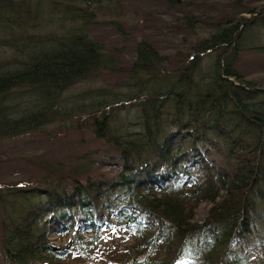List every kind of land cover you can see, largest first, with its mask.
Listing matches in <instances>:
<instances>
[{
    "label": "trees",
    "instance_id": "obj_1",
    "mask_svg": "<svg viewBox=\"0 0 264 264\" xmlns=\"http://www.w3.org/2000/svg\"><path fill=\"white\" fill-rule=\"evenodd\" d=\"M136 4L161 37L122 68L98 32ZM263 32L264 0H0V142L77 107L103 146L0 185V264H264V71L240 70ZM104 70L125 76L64 111Z\"/></svg>",
    "mask_w": 264,
    "mask_h": 264
},
{
    "label": "rangeland",
    "instance_id": "obj_2",
    "mask_svg": "<svg viewBox=\"0 0 264 264\" xmlns=\"http://www.w3.org/2000/svg\"><path fill=\"white\" fill-rule=\"evenodd\" d=\"M157 6L159 7V5ZM134 10L135 11L126 10L123 15L118 17L122 18L123 21L126 20L127 22L126 25H128V27H126L127 30L125 32H123L122 27H120L124 26L123 23L118 24L120 25L119 28L121 29V32H98L99 34H104L103 37H107L109 34L113 33L123 36L124 39L120 41L119 44L115 45V43L113 42V47L117 49L118 52H120L122 55L121 63L118 62L122 68L127 67V64L131 61L133 56L131 47H133V45L135 44L134 42H136L140 38V32H147L150 29H153H147L149 28L148 26H146V20L148 19L144 18L143 7L136 4V8ZM106 17L108 18L109 16L106 15ZM165 17L166 20H172V17H169L167 14ZM137 23L140 25L139 27L137 26ZM144 26L145 28L143 29ZM168 31L175 32V29ZM148 33L150 35L147 36L146 39H144V42L146 41L147 44L153 47L156 46V44L158 43L156 37H161L160 35H158L159 32L150 30ZM258 38H260V41H263L264 32L261 33ZM187 39L188 38L185 36L182 43L185 49L188 48ZM139 40L143 41L142 39ZM166 40L167 41L160 40V43H166L169 41L168 38H166ZM106 46L110 47L108 43L106 44ZM182 53H184L183 50H181L179 54ZM259 54L260 53L254 50L244 52L241 55L242 64L240 66V70L247 73L257 71L254 74H263L261 72L264 71V64H261L260 62L264 61V57H259ZM120 74V72L104 70L94 73L88 80H86L85 78L79 79V81L72 84L65 90V95L63 94L64 99L62 102L64 103L62 105L64 111H69L70 109L73 110L74 108H71V104L79 99V97H81L82 95V99L87 100V97L84 94L88 92L91 87L95 88L94 86L100 87L105 85H112L114 82H116L117 77L125 76L123 73L121 75ZM136 81H138V78H133L132 82ZM117 86L119 88V91L117 92H120L122 89L125 90V86ZM107 94L108 92H98L96 94H93L92 101L104 99L102 101H104V104H107L109 102L107 100ZM119 97H122L124 101L128 99V97L125 96ZM128 105L129 104H126L121 107L127 108ZM75 108V111H71V113L66 116L58 118L55 117L54 120L56 118L57 119L52 123L40 126L38 129H35L32 132L25 133L21 136H16L5 142H0V185L3 188H5L6 185L13 181L18 182L19 180H27L32 172V170H30L31 167L28 163V160L30 159H47L44 160L47 162L50 160H66L68 161L66 163H69L71 157L79 155L82 150L92 149L94 146L98 147V149L103 148L102 144L94 136L91 121L89 119H85V117L79 112H76L78 108ZM80 109L81 108H79V110ZM125 110L126 109H123L124 112ZM70 122L77 124L75 126ZM72 163L73 160H71V164ZM206 215L207 208L204 206V204H201L197 209L196 216L198 220H202L206 217ZM55 244L62 243L55 240Z\"/></svg>",
    "mask_w": 264,
    "mask_h": 264
},
{
    "label": "water",
    "instance_id": "obj_3",
    "mask_svg": "<svg viewBox=\"0 0 264 264\" xmlns=\"http://www.w3.org/2000/svg\"><path fill=\"white\" fill-rule=\"evenodd\" d=\"M169 2H171V3H178V2H180L181 0H168Z\"/></svg>",
    "mask_w": 264,
    "mask_h": 264
}]
</instances>
